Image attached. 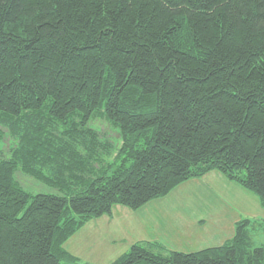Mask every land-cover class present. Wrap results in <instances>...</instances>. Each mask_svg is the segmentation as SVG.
<instances>
[{
    "label": "trees",
    "instance_id": "1",
    "mask_svg": "<svg viewBox=\"0 0 264 264\" xmlns=\"http://www.w3.org/2000/svg\"><path fill=\"white\" fill-rule=\"evenodd\" d=\"M0 124L18 139L0 158V264H93L65 248L88 223L213 171L264 208V0H0ZM18 169L71 193L31 196ZM256 233L244 219L221 246L139 242L112 264H264Z\"/></svg>",
    "mask_w": 264,
    "mask_h": 264
},
{
    "label": "rangeland",
    "instance_id": "2",
    "mask_svg": "<svg viewBox=\"0 0 264 264\" xmlns=\"http://www.w3.org/2000/svg\"><path fill=\"white\" fill-rule=\"evenodd\" d=\"M88 127L102 133V140L109 141L112 150L119 151L122 143L120 129L110 120L94 117ZM0 134V158H8L11 150L17 147L18 139L4 124H0ZM109 162L112 160L95 161V165L96 168L107 167ZM209 174L180 185L166 197L151 201L142 209L144 224L136 217L125 216L121 212L124 209L116 212L120 206L115 207L112 216L92 220L71 237L65 244L66 250L83 262L93 264H112L139 242H158L169 250L179 248L177 251L193 253L223 245L233 238L236 224L244 219L264 221V208L257 195L230 182L217 171ZM14 176L31 196H68L71 193L44 184L20 169ZM254 240L264 245V234L256 233Z\"/></svg>",
    "mask_w": 264,
    "mask_h": 264
},
{
    "label": "crops",
    "instance_id": "3",
    "mask_svg": "<svg viewBox=\"0 0 264 264\" xmlns=\"http://www.w3.org/2000/svg\"><path fill=\"white\" fill-rule=\"evenodd\" d=\"M210 175V174H209ZM209 175H207V176H209ZM206 176V177H207ZM148 205V204H147ZM146 206H144L143 208H141V209H139L138 211H136V212H131V213H133V214H131L129 211L127 212V210L125 209V208H122L121 206L119 207V208H116L115 210H116V212H118L119 210H121V209H124V210H121V212H123V214L125 215V216H131V217H136L137 219H140V221H141V223H142V220L144 219V217L143 216H145V214H143V212H144V210H142V209H144ZM115 210H113V212L115 211ZM109 216H112V214L111 215H109ZM122 216V215H121ZM122 218H124V217H121V219ZM102 219V218H101ZM111 219V218H110ZM129 219V218H128ZM145 220V219H144ZM148 221V220H147ZM142 224H144V223H142ZM148 224H150V222H148ZM145 227H146V225H145ZM191 246H193V245H191ZM175 250H180L179 248H175ZM196 250H198V249H196Z\"/></svg>",
    "mask_w": 264,
    "mask_h": 264
}]
</instances>
